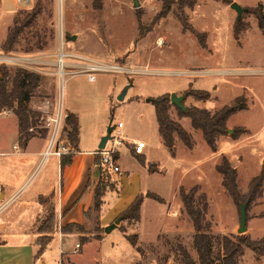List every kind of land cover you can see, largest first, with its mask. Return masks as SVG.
I'll use <instances>...</instances> for the list:
<instances>
[{
    "label": "rangeland",
    "instance_id": "obj_1",
    "mask_svg": "<svg viewBox=\"0 0 264 264\" xmlns=\"http://www.w3.org/2000/svg\"><path fill=\"white\" fill-rule=\"evenodd\" d=\"M20 1L0 0V43L15 14L23 17L33 9L39 11L31 26L24 28L18 36L14 50L7 54L0 50V64L4 63L9 71V86L16 67L39 75L38 86L27 102L29 110L34 113L35 123L27 132H22L20 141L25 136L44 135L40 107L47 100L55 101L59 88L60 52L104 62L124 60L152 71L131 75L98 72L94 81H89L83 73L64 74L62 103L65 109L73 106L77 112L82 148L98 145L108 125L116 126L121 121L120 131L127 136L128 143L132 137L152 144L148 157L158 162L161 169L160 173L140 175L136 183V174H140L137 170L143 165L128 150L126 145H130L124 144L118 149V163L121 168L127 165L134 176L120 180L118 175L117 182L116 171L106 168L101 187L107 184L105 191L118 193V199H129L147 191L164 199V203H160L145 197L138 224L124 219L118 223L125 227L126 232L139 234L138 243L144 250L143 254L134 252L131 255L122 247L114 252L109 243L120 237L127 249L131 248L119 228H115L106 236L105 244L97 253L95 247L88 245L83 252L67 254L74 258L76 264H131L135 255L138 258L136 263L141 264H182L178 244L183 245L199 264L192 246L193 228L178 197L180 186L189 189L198 185L199 192L206 195V217L212 224L209 234L213 256L220 249L223 235L234 238V235L242 234L251 240L264 236V192L261 198L248 206L246 229L238 233L239 205L244 203L232 200L215 169L225 155L237 170L240 193L246 195L248 182L264 168V72H261L264 69V35L249 10L257 5L258 0H234L248 9L241 13L243 30L237 38L233 34L237 14L231 3L196 0L193 7L185 8L183 12L188 17V24L205 37V47L200 46L194 33L183 30L176 17V6L158 18L160 0H29L27 3L24 0L19 4ZM64 61L73 65V71L77 70V59L66 58ZM126 85L129 87L123 100H118ZM190 88L211 94L204 105L211 111L229 104L239 95L245 97L248 107L229 117L226 122L228 131L218 138L216 150L212 151L203 141L200 131L194 130L189 122L187 124L188 118L179 117L177 108L171 106L170 116L189 131L195 141L189 150L176 138L172 155L155 128L154 105L146 99L166 92L178 91L181 95ZM183 103L187 107L200 105L201 101L187 94ZM6 110H10V114H6ZM6 115L16 116L9 108L0 112V124L9 129L12 117ZM55 157L50 154L44 160L41 158L39 163L36 161L15 198L0 208V221L11 230L14 238H18L19 223L24 222L21 217L24 213L17 216L15 211L19 202L37 191L41 177L52 167ZM52 209L48 197L43 202L41 216L31 227L32 232L40 236L35 240L38 248L45 243L47 245L52 235L59 236L61 227L56 219L52 222V231L40 234L36 230ZM97 216L96 211L90 210L86 213L87 222L82 223L80 229L73 228L72 232L94 237ZM87 236L70 238L67 246L61 244L62 248H73L74 240L80 243ZM57 247L55 241L56 249L50 254L54 261L49 260L51 262L47 264H56L61 257ZM238 264H264V253L257 258L251 250L245 249Z\"/></svg>",
    "mask_w": 264,
    "mask_h": 264
},
{
    "label": "trees",
    "instance_id": "obj_2",
    "mask_svg": "<svg viewBox=\"0 0 264 264\" xmlns=\"http://www.w3.org/2000/svg\"><path fill=\"white\" fill-rule=\"evenodd\" d=\"M227 4H230L232 0H220ZM161 6L158 13L159 17H164L174 6H176V17L181 22L183 30H188L194 33L198 39L201 47H205V37L198 33L188 24V17L183 12L185 8H191L195 5L196 0H160ZM248 9H246L247 11ZM255 16L257 26L264 34V12L262 5H257L249 9ZM39 11L32 10L23 17L15 14L12 18V24L8 27L4 39L0 43V50L2 53L7 54L14 50L15 45L19 41V35L26 27H30L35 20ZM243 28L241 27L240 20L235 21L233 26V34L236 37ZM237 38V37H236ZM124 60H117L116 62H123ZM9 71L4 63L0 64V112L9 108L13 111L18 122V131L20 138L22 132H27L28 128L35 123L33 121L34 113L29 110L27 102L35 92L38 86L39 75L34 72H28L21 67H16L13 76L11 77L10 86L8 85ZM187 94L194 97L196 100L206 101L211 97V94L202 89H189ZM170 94L164 93L155 98H151L150 101L154 105V113L157 122L158 134L162 139L163 145L167 150L174 155L176 138L179 139L187 149L194 147L195 141L189 131H187L178 121L174 120L170 116V108L174 106L170 102ZM176 107V106H175ZM248 106L246 104L245 97L243 95L236 96L229 104L220 107L217 110L211 111L204 107L197 105H189L186 107V111L177 108L179 117H186L189 120L190 126L194 130H198L201 133L202 139L205 144L212 150H216V143L220 136H223L228 131L226 122L229 116L236 111L244 110ZM65 131L67 133L69 142L71 143L74 151H76L78 143L79 124L77 117L69 113L66 119ZM43 134L47 133L46 129H43ZM28 135V133H26ZM32 136V135H31ZM31 136H25L23 142ZM134 154H137L134 152ZM73 153L63 154L60 156L61 166L68 164L71 161ZM97 164L100 170V179L94 190L93 204L90 210L98 212L102 205V196L105 193L107 184L101 187L103 181V175L106 172L104 163L101 160L99 154H97ZM139 162L144 164L145 161L142 157L138 158ZM148 170L150 172L157 171L154 164L147 163ZM216 171L221 175V185L227 194L232 198L235 203L243 201L247 212L248 206L251 202L257 201V198H261L264 192V168L260 170L258 174L253 176L248 182V190L246 195L240 193L237 185V170L233 167L229 159L223 155L220 162L215 165ZM151 198L160 203H164V199L154 192L147 191L145 194H137L128 206L121 211L118 216H121V220H131L138 222L140 219V209L144 198ZM178 197L182 203L183 211L189 218L192 228V246L196 252L199 264H238L240 257L244 254L245 249L251 250L258 258L264 253V236L251 240L243 237L242 234H236L231 238L230 236L223 235L220 238V249L216 256L212 254L211 245V221L207 219L206 212L208 209V201L204 192H199L198 185H193L189 189L180 186L178 188ZM48 197H39L38 201L43 204ZM88 210L86 213H88ZM117 216V217H118ZM55 214L52 211L45 217L44 220L39 222L36 226L38 233L52 231L53 220H55ZM247 221V214H246ZM82 224L68 223L60 228L62 233L72 232L73 228L80 229ZM120 231L123 233L127 241L135 247L136 251L140 254L144 253L143 248L138 245V235L136 233H127L125 227L120 226ZM103 233V228L98 224L96 226L94 238L99 239ZM37 238H40L38 236ZM80 238H82L80 236ZM88 237H84L83 241ZM51 238H48L49 242ZM37 243V242H36ZM46 248V243L40 245L37 253L42 254ZM178 252L180 254V260L182 264H196L189 251L181 244L177 245ZM135 264H141L140 262Z\"/></svg>",
    "mask_w": 264,
    "mask_h": 264
},
{
    "label": "crops",
    "instance_id": "obj_3",
    "mask_svg": "<svg viewBox=\"0 0 264 264\" xmlns=\"http://www.w3.org/2000/svg\"><path fill=\"white\" fill-rule=\"evenodd\" d=\"M232 2H234V0H232ZM258 3L262 5V10L264 12V1L258 0L257 4ZM261 34L263 33L261 32ZM261 72H264V69L261 70ZM175 92L176 94L181 93L178 91ZM206 101H201V104L197 106L206 108L204 106ZM66 110L77 117L79 124V117L75 108L73 106H66ZM6 116L12 117V121L9 129L8 127H2L0 124V208L9 204L20 191L21 187L26 183L30 176V168L36 163V161L37 163L40 162L47 143V134L31 136L24 142L20 141L17 118L12 115ZM188 122L189 120L187 121V124ZM155 128L157 129V125ZM79 134L80 124L77 148L72 154L71 161L64 166H61L60 157L56 156L55 159L52 160V167L41 177V185L37 191L28 194L19 202L15 211L18 213L17 216L24 213L23 216H21L22 219H24V222L19 223L18 238H14L13 233L11 234V230L0 221V264H47L48 262L54 261V258L51 259L50 254L53 249H56L55 241H57V251L61 254V257L58 256L59 258L57 259L56 264H76L74 258L69 257L67 254H74L78 251L83 252V248L86 249L88 245L95 247L97 253L101 246L105 244V241L107 240L106 236L115 228H119L120 225L117 224L109 232L104 231V227L114 221L118 214L128 206L135 195H132L129 199H118V193L108 190L105 191L102 196L103 202L100 210L97 212L98 225L103 228V233L99 239L87 236L85 233H62L58 230L59 236H57V234L52 235L51 240L46 245L47 248H45L42 254L37 256L38 246L36 245L35 240L38 234L32 232L31 227L43 212V204L38 201L39 197H49L55 218L60 227L68 223L84 224L87 222L86 212L92 207L94 190L100 179V170L97 164L98 156L96 152L98 150V145L90 148H82L80 145L83 144V141ZM132 140L137 141L143 139L130 137V141ZM160 140L162 142L161 137ZM151 145V143L145 142V147L141 154L132 153V147L126 145L130 153L135 156L137 160L139 157H142L146 163H141L143 166L137 170L140 174H136V183L139 182L140 175L160 173L161 171L158 162L153 161L151 157H148ZM117 154L116 164L118 165L119 170L116 171V180L118 175H120V180H122L121 178L126 177L132 179L134 172L131 169L129 171L127 165H124L121 168V165L118 163L120 159V151H118ZM18 156L25 157L19 158ZM147 163H157V165L154 164L157 171L150 172ZM121 170L123 171L122 173H120ZM118 181L119 180H117V182ZM136 224H138V222H136ZM121 235L125 238L122 232ZM137 235L139 237V234ZM80 236H87L88 238L84 241L82 240L80 243L74 240L73 248L69 249V246L62 248V243H65L67 246L70 238L77 237L78 239ZM120 238L114 240V242L110 241L109 243L114 252H118L119 247L125 248L131 255H133L134 252H137L135 247L129 242L131 248L127 249L126 245L120 241ZM125 240L127 241L126 238ZM76 243H79V247L73 252ZM136 261H138V258L135 255V259L131 264H135Z\"/></svg>",
    "mask_w": 264,
    "mask_h": 264
},
{
    "label": "built area",
    "instance_id": "obj_4",
    "mask_svg": "<svg viewBox=\"0 0 264 264\" xmlns=\"http://www.w3.org/2000/svg\"><path fill=\"white\" fill-rule=\"evenodd\" d=\"M66 58H75L78 63L77 70L73 71L70 63L64 61ZM59 62L61 63L59 65ZM58 83L59 88L57 89V94L55 101H46L41 105L40 110L43 118V127L47 131V143L46 147L42 153V160L47 158L50 154L60 157L63 154L73 153L74 148L69 142L67 133L65 131L66 119L69 116V112L63 107L62 103V88H63V77L64 74H78L83 73L86 75L89 81H94L96 73L106 72L110 74H125L131 75L139 72H152L148 67L135 66L129 62H104L91 59L86 56L74 55L60 52L58 54ZM52 107V108H50ZM6 114H10V110L5 111ZM123 126L121 121H118L116 126L111 131V138L107 140L103 149H98L96 152L100 155L105 168L111 169L113 171H118L119 167L116 164V155L118 153L119 147L124 144H129L135 153L141 154L145 147V142L143 140L130 141L128 143L126 136L120 131ZM79 247V243L75 244V250Z\"/></svg>",
    "mask_w": 264,
    "mask_h": 264
},
{
    "label": "water",
    "instance_id": "obj_5",
    "mask_svg": "<svg viewBox=\"0 0 264 264\" xmlns=\"http://www.w3.org/2000/svg\"><path fill=\"white\" fill-rule=\"evenodd\" d=\"M136 2V0H135ZM231 8H233L236 11V19L240 20L241 17V13L243 11H246V8L241 7L238 3L236 2H231ZM74 37L71 36V39H73ZM130 85V84H129ZM129 85H126L121 93L118 96V100H123L126 91L129 87ZM187 93H183L181 95L176 94L175 92L170 93V102L180 108L183 111H186V106L183 103L184 98L186 97ZM146 101H150V98H147ZM114 128V126H111L110 124L108 125L105 134L100 138V141L98 143L97 148L98 149H103L107 140H109L111 138V131ZM122 217L118 216L114 219L113 222H111L110 224H108L107 226L104 227V231L105 232H109L111 229H113L120 221H121ZM246 229V209H245V204H240L239 205V227L237 229L238 233H242L244 230Z\"/></svg>",
    "mask_w": 264,
    "mask_h": 264
},
{
    "label": "bare ground",
    "instance_id": "obj_6",
    "mask_svg": "<svg viewBox=\"0 0 264 264\" xmlns=\"http://www.w3.org/2000/svg\"><path fill=\"white\" fill-rule=\"evenodd\" d=\"M29 0H25V3H27ZM21 2H24V0H21L20 1V4H21ZM61 63L59 62V65H60Z\"/></svg>",
    "mask_w": 264,
    "mask_h": 264
}]
</instances>
